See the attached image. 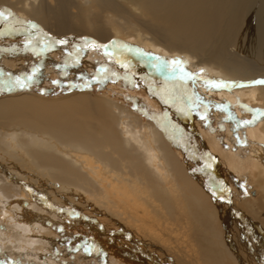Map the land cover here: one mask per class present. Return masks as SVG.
<instances>
[{"label": "bare ground", "instance_id": "1", "mask_svg": "<svg viewBox=\"0 0 264 264\" xmlns=\"http://www.w3.org/2000/svg\"><path fill=\"white\" fill-rule=\"evenodd\" d=\"M4 7L13 18L0 21V70L17 71L31 53L49 76L91 78L94 52L114 64L104 66L102 95L0 97V264L74 260L54 249L60 227L91 230L96 262L264 264V117L237 126L258 115L244 105L264 109V85L236 86L264 79V0H0ZM67 46L85 51L83 68L61 58ZM174 58L190 79L156 67ZM132 80L179 144L165 137L155 105L140 101L142 116L124 103L121 85ZM180 89L206 98L226 146L195 128ZM241 185L254 189L242 195ZM81 218L85 230L71 223Z\"/></svg>", "mask_w": 264, "mask_h": 264}, {"label": "rangeland", "instance_id": "2", "mask_svg": "<svg viewBox=\"0 0 264 264\" xmlns=\"http://www.w3.org/2000/svg\"><path fill=\"white\" fill-rule=\"evenodd\" d=\"M5 14V16L8 15L9 12L13 14V10L10 7H4L3 10H1ZM13 17L9 16L8 20H11ZM7 20V19H6ZM5 19L0 18V21L6 22ZM7 20V21H8ZM42 46V45H41ZM136 47V46H135ZM135 49V48H134ZM85 51L82 49L75 47V46H67L62 50L61 58L68 63L69 65H73L75 67H82V56ZM92 58H96L99 61V65L95 66L93 69H90L88 72L91 78H86L84 76H78L75 78H67L65 76V73H61L60 75L56 76H49L48 74H41V57L35 53H31L28 58H26V61L23 62V65L21 68H19L17 71L13 72L11 70H0V97L3 95H13V94H20L23 92H32L38 95L45 96V94H51L53 96H59L62 95L65 92L77 90V89H85L90 90L93 93L98 92L99 95H102L103 93L108 92L104 87V78L107 76V71L105 70V64H111L113 65L114 62L110 61L109 59H106L104 56H102L100 53H92ZM182 60L181 57H178ZM101 63V64H100ZM84 67V66H83ZM82 67V68H83ZM118 72V70H116ZM41 76V78H40ZM19 78L21 82H24L27 84L26 87H18L15 86V80L16 78ZM30 78V79H29ZM92 79V80H91ZM53 81H58V83H53ZM9 87H11V91H9ZM122 89L128 93V97L123 98L126 100L124 103L130 108H132L134 111L139 113L142 116H145V111L141 107L140 101L146 100V102L154 107L153 110V117L157 120V123L159 126L163 129L165 137L168 139L169 142H171L173 145L179 144L178 141L176 142V138H173V130L168 125V121L165 119V114L155 104L151 98H149L148 93L146 89L143 88L139 83L133 82L132 80V86L121 85ZM182 92H181V91ZM178 90V94L184 98L186 101L185 107L188 109V111L192 115V123L195 126V128L198 131L204 130L211 132L213 134H216L218 136L223 137L222 144L226 146L228 143L224 139L225 137V128L224 124L221 121H218L215 119L210 111L208 110V104L205 103L203 100H206V98L202 95L198 96V100L201 101H195L194 99H189L184 93L183 90ZM203 91V90H202ZM203 92H206L205 90ZM201 92L197 91V94L199 95ZM207 93V92H206ZM183 95V96H182ZM204 97V98H203ZM122 99V100H123ZM150 99V100H149ZM209 99H213L216 102H218L217 99L212 97V94H209ZM123 100V101H124ZM189 101V103H188ZM191 101V102H190ZM193 101V102H192ZM195 104V105H194ZM152 107V108H153ZM161 111V112H160ZM162 114V115H161ZM205 117L204 119H201V117ZM169 127V129H168ZM176 142V143H175ZM175 143V144H174ZM227 143V144H226ZM226 144V145H225ZM202 154V153H201ZM220 170L219 175H221L227 183H229L230 186H236V183L238 180L236 179V183H233L230 179V174H233L227 170V168L220 164ZM234 175V174H233ZM232 176V175H231ZM249 178V177H248ZM246 184V183H245ZM248 184V183H247ZM244 189L242 191V195L245 194L244 191L248 194L251 190H253V186L251 188H246L243 185ZM248 191V192H247ZM241 193V192H240ZM245 196V195H244ZM247 197V198H246ZM241 201L243 200H250L251 196L246 195L244 198L240 197ZM83 218V217H82ZM76 219L74 221H71L72 225H74V222H77L78 226L81 229H86L82 225L78 223ZM114 237L120 236V233L113 234ZM101 239V238H100ZM54 240L58 244V247H55L57 251H59L62 255L65 253V257L73 258L74 260L70 261L66 259L69 263L67 264H108L106 260L100 259L99 262H96V257L94 256L93 249L96 248V240H95V234L91 230H87L85 233H83L82 230H66L64 227L57 228V232H55ZM88 249V251H85V249ZM103 261V262H102ZM5 264V263H3Z\"/></svg>", "mask_w": 264, "mask_h": 264}, {"label": "snow or ice", "instance_id": "3", "mask_svg": "<svg viewBox=\"0 0 264 264\" xmlns=\"http://www.w3.org/2000/svg\"><path fill=\"white\" fill-rule=\"evenodd\" d=\"M9 16H12L11 12H9L7 16H5V14L3 12H0V18H2V19L6 20V19H8ZM30 26L33 28L36 27L34 24H31ZM55 43L63 44V43H67V41L66 40H59V41H55ZM86 46H90V45H86ZM96 46L100 47V48H105V49L107 48L106 45H96ZM105 54L110 55V53H107V52ZM157 59L159 60L160 58L157 57ZM156 67L162 68V69L170 71L172 73H176L177 71H179L182 74V76H181L182 79L185 78V76L190 79L194 75L193 73H185V69L183 67V62L180 61L179 59H175V58L170 60V61H166L164 64L156 65ZM53 83H58V81H53ZM210 83H211L212 87H214V88H221V87H225V86H232V84H234L235 82H231L227 85L224 82L217 83V82L211 81ZM253 85H264V79L253 80V81L248 82L247 85L240 84V85H236V86L243 87V86H253ZM15 86L23 88V87H26L27 84L24 82H21V80L17 77L15 80ZM8 90L11 91L12 90L11 87H9ZM218 107H224V106L218 105ZM243 107L245 110H250L253 113H258V115H254L253 119H251V120L244 119V120L238 121V124H237L238 127L242 126V125L254 124L261 117H264V109H259V108L252 109L248 105H244ZM204 118L205 117H203V116L201 117V119H204ZM231 118L232 117L229 116V119H231ZM208 166L210 167V165H208ZM241 186H243V185H241ZM85 251H88V249L86 248Z\"/></svg>", "mask_w": 264, "mask_h": 264}]
</instances>
